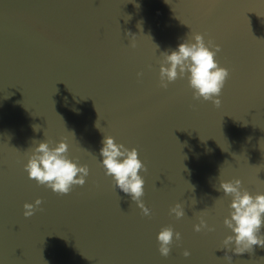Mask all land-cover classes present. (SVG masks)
Wrapping results in <instances>:
<instances>
[{"label": "water", "instance_id": "95a60500", "mask_svg": "<svg viewBox=\"0 0 264 264\" xmlns=\"http://www.w3.org/2000/svg\"><path fill=\"white\" fill-rule=\"evenodd\" d=\"M196 33L230 71L219 108L186 77L160 87V54ZM107 136L138 149L150 216L106 175ZM65 138L90 175L61 196L24 165ZM234 179L264 193V0H0V264H264V247L223 248L232 197L217 189ZM203 210L215 231L194 230ZM169 225L182 239L164 257Z\"/></svg>", "mask_w": 264, "mask_h": 264}, {"label": "clouds", "instance_id": "9594fccd", "mask_svg": "<svg viewBox=\"0 0 264 264\" xmlns=\"http://www.w3.org/2000/svg\"><path fill=\"white\" fill-rule=\"evenodd\" d=\"M128 36L132 38L131 46L135 48L137 35L129 31ZM193 39L194 42L185 39L177 49H170L160 54L163 56L159 73L160 87L167 89L170 83L186 77L193 90L194 100L211 101L219 108L222 104L219 97L230 77L229 69L221 67L216 59L222 48L212 39L206 42L204 34L201 33L194 34ZM137 75L142 77L143 72ZM34 129L39 131V125H35ZM51 143L39 141L38 146L32 150L24 169L29 178L34 179L39 185L46 186L61 196L70 194L74 186H83L86 183L90 168L87 165H80L78 158L75 161L69 158V144L66 138L55 147H51ZM99 154L102 157L106 175L112 177L114 181V187L129 195L142 210L143 215L150 216L152 210L142 199L145 195V180L140 174L142 171L147 172L148 169L139 158L138 149H129L124 144H118L114 137L107 136L102 140ZM221 189L224 195L232 197L230 216L225 217L224 225L234 233L224 239L223 248L232 250L234 244L235 254L240 255L252 251L256 245L264 247V234H262L264 193L252 195L243 188V182L240 179L222 180L217 190ZM42 203L41 199H37L34 204L25 203L24 216L31 217L37 210L42 211L43 209L40 208ZM195 203L194 199V205ZM200 213L202 214L199 216V223L194 226V230L198 233L205 230L215 231V227L210 226L204 218L206 210ZM170 214H174L176 219L183 218L186 215L184 205L176 203L170 209ZM181 239V233L175 231L171 225L163 227L158 235L160 254L168 257L173 243ZM183 256L190 257L191 252L185 249ZM226 257L231 262L232 257Z\"/></svg>", "mask_w": 264, "mask_h": 264}]
</instances>
